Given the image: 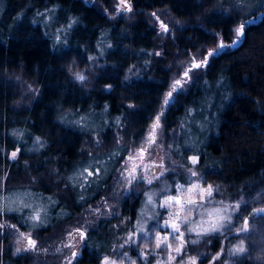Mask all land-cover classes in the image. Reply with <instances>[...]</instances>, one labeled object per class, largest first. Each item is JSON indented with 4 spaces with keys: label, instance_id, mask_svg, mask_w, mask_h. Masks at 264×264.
<instances>
[{
    "label": "trees",
    "instance_id": "1",
    "mask_svg": "<svg viewBox=\"0 0 264 264\" xmlns=\"http://www.w3.org/2000/svg\"><path fill=\"white\" fill-rule=\"evenodd\" d=\"M0 1L3 4L0 14V150H2L0 178L4 179L0 193L11 188L10 178L6 175V153L11 143L10 134L14 129H21L30 120L32 127H36L42 121L47 123L45 116L48 113L54 114L57 111L61 113L75 108H80L84 112L87 107L84 103L73 101V92L76 89L70 83L72 79L63 71L49 68L55 65L48 55L53 48L52 27H57L64 19L71 21L70 18H79V23L67 33L68 36L70 35L67 39L70 44L68 49L74 46L78 49L82 48L85 51H82V55L93 42V36L98 31L107 30L111 47L103 55V75L108 73L112 76L122 70L129 72L130 68L138 64L144 70L143 73L152 70L156 72V77L160 81V78H164L163 67L169 50L184 53L186 47L192 43L211 47L216 38L211 37L209 33L218 30L221 31L225 41L230 43L231 29L239 20L244 18L253 21L248 24L240 44L226 49L224 54L215 58L211 65L216 68L207 71L202 79H197L193 88L202 92V85L214 84L223 77L220 85L224 86L225 100L220 105L215 102L213 111L217 115L216 128L207 134L199 162L193 166L204 184L213 186V196L206 198L195 208L188 228L202 220H207V211L225 206L229 207L230 214L234 217L235 227L231 232L223 230L221 233L205 237L197 244L191 243L192 240L197 239L196 233L186 231L188 242L182 255L185 264L192 256L198 257V264L201 262L209 264L211 257L224 249L217 264H264V216H250L249 231L237 233L236 228L242 226V219H235L237 213L231 211V208L238 203L241 204L238 213L240 217L248 216L254 209L264 208V22H262L264 8L261 12L249 16L235 9L224 12V3H221V0H131L133 11L124 12L122 15L124 21H122L118 19L122 16L116 15L115 12L119 0H93L90 7H85L87 5L83 0H75V3H72L73 0ZM46 7H56L52 27L40 22L36 15ZM153 12L169 25L170 32L167 36H163L164 38L158 37L160 30L158 21L151 15ZM114 15L116 19L109 18ZM33 20L36 23H33ZM205 29L208 31L206 32ZM84 34H88L87 39L82 38ZM74 35H77V38H80V35L82 41L77 40ZM61 51L56 53L62 54ZM156 51L162 52V55L158 57L148 55ZM146 61L147 66H145ZM10 70L17 72L20 81L34 83L44 81L43 96L46 99L23 105L24 102L17 96V89L12 86L14 83L8 82ZM129 73L132 74V69ZM106 79L111 80L112 77L101 78L103 81ZM124 81L132 83L134 79L129 77ZM204 81L207 83L205 84ZM53 86L54 92L50 93L51 95L46 94V91H52ZM32 87L29 97L32 96V92L35 96V89ZM128 88L134 87L129 84ZM193 92L189 93V98L185 102L189 109L195 106L194 101L200 96ZM83 96L85 95L80 94V97ZM131 97L134 103L132 105L144 107L149 97L148 90L142 86L140 90L136 89ZM211 99H214L213 96ZM113 106L111 105L109 109V118L112 121L117 111L115 108H118ZM132 112L133 109L122 111L126 118V128L134 127L130 116ZM181 122L174 120L173 129L181 128ZM186 151L188 149L183 146L179 149L173 148V162L177 161L181 164L179 166L176 165L177 163L174 164L172 169L177 168L175 171L172 170V173L174 178L175 176L180 178L183 185L190 181L186 168L191 163L187 165L185 163ZM33 175H36V172H33ZM22 187L27 186L22 185ZM71 210L77 218L80 216L78 207L73 206ZM142 212L143 219H141ZM90 214L94 225L96 216L92 212ZM149 214L150 208L147 207L134 216V231L138 228L137 222L143 224L145 230L151 229ZM18 219L16 214L0 215V222L8 225L17 224ZM119 225L125 230L114 231L110 224L103 233L92 231L88 246L77 258L78 264H99V258L109 251L111 244L117 242V239L126 232L133 230L132 226L127 230L130 226L128 219ZM52 227L35 229L36 249L20 255L13 253L14 244L12 236L8 233L13 229L9 227L0 231V264H67L63 260L65 248L51 238L54 234ZM104 238L107 245H104ZM241 243L245 247L244 253L237 256L228 254V249ZM58 248L61 251L57 252ZM129 252L134 254L135 250L130 248ZM173 264H182V262L177 259Z\"/></svg>",
    "mask_w": 264,
    "mask_h": 264
},
{
    "label": "flooded vegetation",
    "instance_id": "2",
    "mask_svg": "<svg viewBox=\"0 0 264 264\" xmlns=\"http://www.w3.org/2000/svg\"><path fill=\"white\" fill-rule=\"evenodd\" d=\"M83 1L87 5L85 7H90L93 3H90L89 0ZM72 3H75V0H73ZM104 13H106V11ZM101 16L103 19V14ZM74 26L72 28H74ZM106 31L107 30L98 31L96 35L93 36V42L90 43L88 49H85L86 53L83 55L81 54L82 51H84L82 48L78 49L74 46V48L68 49L70 44L68 43L67 37L70 35L68 36V34H66L63 36L61 42L58 44H54L53 40V48L51 53L48 55L52 58L55 65L49 68L63 71L67 77L69 76V78L72 79L68 71V66L71 64H66L64 62H66V59H84L85 63H82L79 67L84 70L86 75L89 74V76L87 75L88 79L90 78V73L92 74L91 78L94 76L93 79L87 80L83 86L73 79L70 82L72 87L76 89L73 92V101L84 103L87 107L84 112H82L80 108H75L73 110H65L61 113L58 111L54 114L48 113L47 116L44 115L47 118V123L42 121L40 124H37L36 127L31 126V120L28 121V123L24 125L26 127L23 126L21 129H14L13 132L11 131V143L8 146L9 150L6 153V175L10 178L11 183V189H7L6 192L11 190L29 191V189H31L33 193L35 191L34 195L39 202L43 201L51 204V212L48 214V219L41 225V227L53 226L51 230L56 233L52 234L53 236L51 238L55 242L57 241V243H59L62 247H64L65 244L70 243L72 245L71 248H64L71 249V252L79 251L80 255L82 250L88 246V243L91 240V232L94 230L96 232L103 233L108 229V225L112 224L113 230L116 229V231L121 232L125 229L121 228L119 223L122 221L124 222L127 219L130 224L127 230L131 229V226L134 230V216H136L140 210H145L147 207L150 208L149 222L151 228L157 225L158 221L161 220L160 217L163 211L161 209V214H159V205L161 200L172 194L173 187L175 186L174 183L179 186L183 185L178 176H175V178L173 176L172 159L173 148L177 147V149H179V142L182 138H184L183 132L186 130H183L185 128L184 125L182 128L174 130V120L182 121L183 117L188 116L187 110L189 107L185 104V102H187L189 98V93H192L193 91V94L195 95H199V93H201L199 90H197L198 93L193 90L195 83L190 84L186 92L173 105L172 109L167 112L162 121L163 130L159 133L160 135L158 134V137L165 136L166 138L168 133H171V131L180 136L176 139L179 141L178 145L176 144L177 142L173 143L168 150L169 158L165 163L163 175H160L159 179L154 180L151 185H148L144 182V180L134 181L131 185H129L127 177L124 175L122 176L119 171L124 170L125 163L128 161L127 157L132 155L131 153L133 151H136L139 147L145 146L144 138L146 136L148 126L151 123L149 117L152 116L158 109V101L161 93L166 90V85L172 78L170 71L165 69L164 78H160L159 81L156 77V72L152 70L150 72L143 73L144 70L138 64L132 68L128 67V69H132V74L122 70L119 74L112 76L108 73L103 75V55L105 54L104 52L108 50L107 43H109V45L111 43L108 41L109 35L105 34ZM74 36L76 37L77 35ZM79 37L80 38L76 37V39H80L82 41L80 35ZM82 38L87 39L88 34H84ZM59 50H62L61 52L63 53H56ZM89 56H95L97 59L95 61H89L87 59ZM215 68L216 66L210 65L206 70L201 71L206 74L207 71ZM76 70L77 67L74 66L73 71L75 72ZM126 75L132 77L134 82H125L124 77ZM202 76L199 80L202 79ZM103 77H112V79L117 80L106 79V81H103L101 80ZM108 84H111L112 87L110 90H105V85ZM129 84L134 88H128ZM31 85L35 89V96L31 100V103H36L43 98L46 99L43 96L45 93L44 81L35 82ZM142 86L148 90L149 97L147 104H144V107L136 106L135 108H129V104H134L132 102L133 97H131V95L135 93L136 89L140 90ZM51 89L52 91H46V94L51 95L52 92H54V86L51 87ZM80 94L85 96L80 97ZM98 105L100 107L96 108L95 106L98 107ZM105 105H107V108H105ZM111 105L118 107L115 108L117 111L113 115L114 119L111 122V125L116 126V118L120 117L122 125L121 130L120 128L119 130L114 128L112 129L111 125H107V122L104 121L107 116H110L109 109ZM132 109L134 113H130V116L133 120L132 125L134 127L126 128V118L122 111H131ZM73 112H75V115L77 112H81L80 114L106 113V116L103 118V128L92 131L77 130L74 127L63 124V122L59 119V117L65 116V113L74 115ZM128 126L129 124H127V127ZM115 130H117L116 133ZM14 132L16 135H13ZM20 133V138L16 139L15 136ZM94 134H98L100 144L97 146L95 143L96 141H94V148L89 150L88 145L86 144L87 142L85 143V138L87 139V137H93ZM36 137H40L42 141L46 142L45 146L40 148L38 151L32 150L33 142ZM159 138L157 143L149 148L148 152L153 148H155V150L160 148V146L157 145L161 144V138ZM204 141L205 140H203V138L197 141V143L195 141L196 145L194 147L191 146V143L189 147L188 145L183 146L188 149L185 155L186 165L190 162L187 157L193 155V152L195 153L194 155L198 156L200 159L202 153L201 151H203L204 147ZM17 148L21 151L18 153L16 160L13 161L10 159V154ZM71 151L76 152L72 158H70ZM181 152L182 151H180V154ZM114 154L118 159L115 165H113L111 158ZM97 155H99L101 159L105 160L101 167V176L91 177L84 183V191H81L82 187L77 186L74 181L68 179V176H70L71 172L78 166L79 163L86 162L90 157H95ZM34 158H36L38 163L36 166L37 168L27 171L28 167L31 168L33 166ZM139 162L142 161L137 160V164ZM13 165H15V167H12ZM193 166L194 165L191 164V166L186 168L187 174L189 173V169ZM33 172H36V175H33ZM12 185L14 187H12ZM22 185L27 187L23 188ZM148 194H155L153 195V204L151 205L146 202ZM81 197H83V199H81ZM49 198H51V200ZM73 206L78 207V211L80 213L78 218L72 213L71 207ZM97 207L100 208L99 214L93 211ZM31 208L32 207L23 208V212L21 213H15L12 211L7 212L6 214H16L18 217H20L21 214L20 220L16 221L17 226L21 227L23 231V229L27 230L29 228L24 226V222L28 221L29 223L30 214L37 212L36 209H32V211H30ZM91 212L96 216L95 226L93 225V220L90 214ZM113 212L115 214H113ZM76 227H81L86 231V245L81 244L78 235L75 233L71 237L68 235V233L72 232ZM32 238L37 240L34 235H32ZM105 239L106 238H104V245H107L108 243ZM25 252L27 253V251ZM25 252H22L21 254H26ZM71 252L68 255L63 256V260L65 262L71 259Z\"/></svg>",
    "mask_w": 264,
    "mask_h": 264
},
{
    "label": "snow or ice",
    "instance_id": "3",
    "mask_svg": "<svg viewBox=\"0 0 264 264\" xmlns=\"http://www.w3.org/2000/svg\"><path fill=\"white\" fill-rule=\"evenodd\" d=\"M90 3L93 2V0H89ZM133 11V6L131 4V0H119V3L116 6L115 12L116 15L122 16L124 12L131 13ZM55 12V9H46L45 12H37L36 15L43 18L47 13ZM116 15L109 17L110 19H116ZM153 17L156 18L157 21H159V35L161 36H167L170 32L169 25L161 20H159V16L156 12L151 13ZM50 19L52 17H49ZM256 18H253L255 20ZM71 22L67 25V28L64 27L57 29V35L55 37V40L57 43H60L62 40L60 32L67 31L68 29H71L75 24L79 23V18H70ZM253 21L244 20L237 26L233 28L234 32V39L230 43H225L222 38H218V34L215 32L209 33V35L213 38H217V42L215 45L211 48H208L206 50L201 49L200 51L192 54V56L187 61V65L185 63L181 62L178 65V71L175 73V78L171 79L167 85L166 90L161 93V96L158 101V109L154 112L152 116L149 117L151 120V123L148 126V130L145 136V146L139 147L136 150V153L133 155H129L127 157V160L132 162L131 168H128L125 166L124 170L121 172V175H126L128 184L131 185L134 181L138 180H144L148 185H151L154 180L159 179L157 176H151V177H139L138 176V170L140 169V165L136 164V160L143 161L145 159L146 153H148L149 148L156 144L158 141V134L162 132L163 125L162 121L164 117L166 116L167 112L170 111L173 107V105L178 101V99L186 92L188 86L192 83H195L197 79H199L204 72L201 70H206L217 58L219 55L224 54L226 49L236 47L240 44L241 40L245 36V30L249 23H252ZM264 22V21H262ZM33 23H36L35 20H33ZM47 23V21H45ZM203 27V26H201ZM207 32L208 30L205 29ZM103 35V34H102ZM66 40V37H65ZM107 47H111V45H108ZM143 51V50H142ZM149 56H161L162 52L156 51L154 53H148ZM89 61H95L97 57L95 56H89L87 57ZM147 61L146 65L147 66ZM75 66V61L73 60L71 65L68 66L69 74L71 75L72 79L76 82H79L82 86L87 82L88 77L83 72H74L73 68ZM172 66H168V70L171 71ZM129 72H131V69H129ZM129 76H125L124 80H128ZM223 81V77L219 78L217 80V84H221ZM206 84L207 81H204ZM112 87L111 84L105 85V90H110ZM129 108L135 107V105L129 104ZM105 108H107V105H105ZM192 109H188L187 113H191ZM67 113H65V116L59 117V119L62 122L65 123H73L75 125H82L86 121V117H81L80 120L75 121H67ZM121 123L120 117L116 118V124L119 125ZM13 135H16L14 132ZM97 146H99L100 141L97 140L95 142ZM46 144L45 141H42L40 137H36L33 142V149L38 151L40 148L44 147ZM192 150V149H190ZM2 151V150H0ZM21 150L17 148L16 150H13L10 154V159L13 161L16 160L18 153ZM188 161L192 165H197L199 162V157L196 155H191L187 157ZM145 169L148 167L147 165L143 166ZM160 167H163V164L160 165ZM100 169H92L91 166L84 168L83 173L81 175L84 176V179L87 180L89 177H98L99 176ZM86 174V175H85ZM163 175V174H161ZM198 175L197 172L192 171L191 176L196 177ZM68 179H74L73 177H69ZM84 185H81L83 187ZM182 187V186H181ZM179 190V189H177ZM218 191V189H215ZM199 193V201H204L206 198H211L213 196L214 188L212 185H208L207 187H201L199 183H193L191 186L187 189L186 195H168L161 203L160 207L170 209L173 204H175L176 211L175 212H169L168 213V219L164 220V226L167 228H171L172 232L171 234L161 235L159 232L155 236V249H163L167 247L168 249V256L167 261H157V264H173L174 261L177 259H180L182 264H185L183 261V253L185 251V246L187 244V239L185 236V233L181 231L182 225H184L187 228V225L191 223L189 217L191 216V211L188 210L186 215H182L183 212L186 211L185 206H192L196 205L198 203V200L195 198V194ZM153 195L155 194H148L147 195V204L151 205L153 204ZM51 200V198H49ZM83 199V197H81ZM54 203V201H53ZM20 207H31V205L28 204H22ZM241 208V204H237L234 207L231 208L232 212H236L237 216L235 219H242V226L236 228L237 233H247L249 231V217L255 216L258 214H264V208H258L254 209L251 213H249L248 216H239V209ZM18 208H12L8 206V204H2L0 203V215L5 214L6 212L10 211H19ZM97 214L100 213V208L97 207L93 210ZM113 214H115L113 212ZM41 213L37 212L34 213L29 217L31 220V224L28 223V221L24 222L25 227H31L33 229L40 227L43 223H45V220L41 219ZM207 220H202L195 224L193 227L187 228V231L189 233H196L197 239L192 240V244H197L200 242V240L204 239L205 237H210L213 234L221 233L223 230L231 232L232 228L235 227V224L233 223L234 217L230 214V210L228 206L225 207H217L213 208L209 211H207ZM143 212L141 213V219H143ZM130 219V218H129ZM11 227L14 231L16 230V225H8L7 223H0V231ZM137 231L139 233L145 232V227L143 224H139L138 222V228ZM150 231V230H149ZM78 235L79 241L82 245H86L87 243V233L84 229L81 227H76L73 229L72 232H69L68 235L71 237L73 234ZM136 235V232L134 231L132 234L129 235V238L125 243H132L135 244L136 240L133 238ZM170 235L172 238L179 241V243L176 246H173L172 244L168 243L170 239ZM20 236L26 239L27 244L24 249L17 248L16 252L19 253L21 251H33L37 247V240L33 239L31 235H26L25 233L21 232ZM64 247L71 248L72 245L65 244ZM123 247V245H121ZM148 248V245H145V249ZM46 251V250H45ZM57 252L61 251V249H56ZM228 254L231 256H237L239 254H242L245 252V247L243 243L235 246L234 248L228 249ZM224 252V249H221L216 253V255L211 257V260L209 261V264H217V262L221 259V256ZM172 253H176V255H173ZM151 253L149 252H143L142 258H146ZM80 255L79 251H72L71 252V259L67 261V264H78V256ZM122 256H127V253H121ZM101 264H117L116 260L111 259L108 256H104L101 260ZM131 264H137L136 261H132ZM186 264H198V257L192 256L189 257ZM202 264V262H201Z\"/></svg>",
    "mask_w": 264,
    "mask_h": 264
},
{
    "label": "rangeland",
    "instance_id": "4",
    "mask_svg": "<svg viewBox=\"0 0 264 264\" xmlns=\"http://www.w3.org/2000/svg\"><path fill=\"white\" fill-rule=\"evenodd\" d=\"M221 3H224L223 9L224 12H229L231 9H235L238 12L241 11L243 15H252L253 13L257 12H261L264 8V0H221ZM117 6V5H116ZM46 9H55V12H49L47 13L43 18L38 16V20L42 23H45V21H47V23L52 27V21H55V15H56V7H46L43 8V10H40L39 12H45ZM3 10V4L0 1V14ZM226 10V11H225ZM253 16V15H252ZM49 17H52L51 19ZM119 20L124 21V16L118 18ZM159 20H161V18H159ZM245 19L242 18L241 20L238 21L237 24H235L231 30H233V28L235 26H237L238 24H240L242 21H244ZM162 21V20H161ZM71 21H68L66 19H64L63 21L60 22V24L54 28L52 27V31H53V35H54V44H58L55 40L57 33V29H60L62 27H64L65 29L67 28V25L70 23ZM166 23V22H165ZM158 25H159V21H158ZM70 29H68L67 31L64 32H60L59 34L61 35V37L65 36ZM160 30V29H159ZM215 33L218 34V38H222L223 41L225 43H227L225 41V38L223 37L222 33L220 30L216 31ZM107 35L108 31H106ZM105 37V36H104ZM159 38H162L163 36L158 34ZM164 38V37H163ZM234 39V32L232 31V40ZM231 40V41H232ZM104 41V40H103ZM105 42V41H104ZM217 42V38L215 39V43ZM214 43V45H215ZM109 45V43H107V46ZM213 45V46H214ZM211 46V47H213ZM210 46L208 47H203L201 43H192L190 46L186 47V50L183 52H174L169 50L166 56V62L165 65L163 67V69H167L168 70V66L171 65V78H175V73L178 71V65L183 62L185 63V65H187V61L189 60V58L192 56V54L200 51L201 49L206 50L208 48H211ZM110 48V47H108ZM75 61V66L77 67V70L75 72H84L83 69H81L79 66L83 63H85L84 59H73ZM72 59H66V64H71ZM11 72H9V81L8 82H13L14 84H12V86L14 88L17 89V96L18 98H21V101L24 102L22 103L23 105H29V103L31 102V100L34 98V92H32V96L29 97V93H31V84H34V82H30V81H20V77L17 74V72L10 70ZM89 76V74H87ZM91 73H90V78L89 79H93L94 76L91 78ZM87 76V77H88ZM88 79V80H89ZM25 80V79H24ZM33 88V87H32ZM202 92L199 93V97L197 100L194 101L195 106L191 107L190 109H192L191 113H188V116L183 117L182 118V122H181V128L184 125V129L186 130L183 132V136L184 138H182V140L179 142L176 139H178L180 136L177 133H173L171 131V133H168V135L166 136H159L161 138V144H157L160 146V148H157L155 150V148L151 149L147 154L145 159L142 162H139L140 165V169L138 170V176L139 177H151V176H157L160 177L161 174L164 173V168H165V163L168 161V150L170 149V146H172L173 143H176L178 145L179 142V147L182 146H190V143L192 144L191 146H195L197 141H199L200 139L203 138V140H205L207 138V134L210 133L212 130H214V128H216L215 123L217 120V115L214 113L213 111V107H215V102H218V105H220V103H222L225 100L224 97V86L222 87L220 84H217V81L214 84L211 85H202L201 87ZM213 96L214 99H211ZM193 103V101H191ZM193 103V104H194ZM217 105V104H216ZM78 110V109H77ZM75 112H73L74 114ZM81 112H77V114L75 115H70L68 114L66 117L67 121H75V120H80L81 117H86V121L82 124V125H75L73 123H65L63 122V124L65 125H69L70 127H74L77 130H87V131H92V130H99L100 128L102 129V123H103V118L106 116V113H82ZM102 117V118H101ZM185 122H184V120ZM104 121L107 122L108 124H111L110 122L112 121L111 118H109V116H107V118L104 119ZM111 128L113 129H118L120 128V130L122 129V125L121 123L119 125H111ZM117 130H115L116 133ZM20 132V131H19ZM170 134V136H169ZM20 134H18L16 137H19ZM160 135V134H159ZM158 137V138H159ZM202 137V138H201ZM116 138V137H115ZM159 138V139H160ZM85 143L88 145L89 150H91V148H94V141L99 140L98 134H94L93 137H87V139L85 138ZM196 141V143H195ZM110 142V141H109ZM195 143V144H194ZM204 145V144H203ZM186 148V147H184ZM136 151H133L131 154H135ZM154 152V153H153ZM74 153L76 154L75 151H71V155L70 158H72V156L74 155ZM193 155L195 154L194 152L192 153ZM112 161H113V165L116 164L117 162V156L114 154L111 156ZM174 160L172 159V168L173 165L176 164L177 166H179L181 163L179 162H173ZM105 162L104 159H101L99 155L95 156V157H90L86 162H82L79 163L78 166L71 172L70 176L73 177L74 179L71 181H74V183L81 187V185H84L81 188V191H84L85 189V182L88 181L91 177H89L87 180L84 179V176L81 175V173H83V169L90 167L92 169H96L99 168L100 172H99V176H101V167L103 165V163ZM109 163H110V159H109ZM135 163L137 164V160L135 161ZM163 164V167H160V165ZM38 165L36 158H34L33 161V166L31 168H27V171H31L35 168H37L36 166ZM147 165L148 167L145 169L143 166ZM125 166H127L128 168H131L132 166V162L127 161L125 163ZM191 166V164H190ZM177 168V167H176ZM172 169V170H176ZM192 168V169H191ZM189 169V175H190V181L187 184L184 185H176L174 183V187H173V191L171 195H186L187 194V189L191 186V184L193 183H199L201 185V187H207L208 185H205L203 180L201 178H199V175H197L196 177H192L191 176V172L195 171L193 168L191 167ZM26 171V172H27ZM122 171L120 170L119 173H121ZM108 173V172H107ZM86 175V174H85ZM68 176V175H67ZM68 176V177H70ZM126 176V175H124ZM3 177L0 178V187L2 185L3 182ZM4 183V182H3ZM11 189V188H10ZM179 189V190H177ZM35 193V191H34ZM33 191L31 189L28 190H11V191H7L5 192L4 190L1 191L0 193V203L2 204H8V206L12 207V208H18L19 207V211H13L15 213H21L23 212V208L25 207H20L22 204H28L31 205V209L30 211H32V209H36L37 212L41 213V219L45 220V222L48 219V214L51 212V207L49 203L40 201L38 199H36V196L34 195ZM195 198L198 200V203L196 205H192V206H188L186 205V211L182 213V215H186L187 211L190 210L191 213L193 214L195 208L197 206H199L202 202L204 201H199V193L197 192L195 194ZM165 198H163L161 200V202L164 200ZM146 202H147V198H146ZM160 202V203H161ZM176 205L173 204V206L170 209H165V208H161L159 210V214H161V209L162 211V215L160 217V221H158L157 225L153 226V228L149 230H145L144 233H139L137 230H135L136 235L133 237L136 240L135 244L132 243H125V241L128 240L129 235L132 234L134 232V230H132V232H126L124 235L120 236L117 239V242H113L111 244V248L109 249L108 252L103 253V255L99 258V264H101V260L103 259L104 256H108L113 260H116L117 264H131L132 261H136L137 264H157V261H167V256H168V249L167 247L163 248V249H155V236L156 234L159 232L161 235H166V234H171L172 230L171 228H167L164 226V220L168 219V213L169 212H175L176 211ZM12 212V211H10ZM35 212V213H37ZM7 213V212H6ZM191 214V216H192ZM30 215H33L30 214ZM189 217L190 221L192 219V217ZM21 217V214H20ZM20 217H18L20 220ZM22 221V219H21ZM138 221V220H137ZM1 223V222H0ZM31 220L29 219V224H31ZM138 223V222H137ZM16 225V230H11L9 231V235L12 236V241H13V253L15 255H20L22 252L25 251H21L19 253L16 252V249L19 247L21 249H24L26 247L27 241L26 239H24L23 237L20 236V233L23 232L26 235H35L34 230L38 229V228H31L29 227L27 230L17 226ZM189 225V224H188ZM187 225V228H188ZM42 228V227H41ZM187 228L182 225L181 227V231L182 232H186ZM114 231H116V229H114ZM118 232V231H117ZM147 232H149V234H146ZM56 233V232H53ZM151 236V237H150ZM6 237V235H5ZM168 243L172 244L173 246H176L179 241L172 238L170 235V239L168 241ZM148 245V248L145 249V245ZM121 245H123V247H121ZM133 248L135 250L134 254H130L129 249ZM71 252V249H65V252L63 254V256L68 255ZM143 252H149L151 253L150 255H148L146 258H142V253ZM26 253V252H25ZM121 253H127V256H122ZM174 254V253H172Z\"/></svg>",
    "mask_w": 264,
    "mask_h": 264
},
{
    "label": "water",
    "instance_id": "5",
    "mask_svg": "<svg viewBox=\"0 0 264 264\" xmlns=\"http://www.w3.org/2000/svg\"><path fill=\"white\" fill-rule=\"evenodd\" d=\"M259 215H262V216H264V214H258V215H255V217H257V216H259Z\"/></svg>",
    "mask_w": 264,
    "mask_h": 264
},
{
    "label": "clouds",
    "instance_id": "6",
    "mask_svg": "<svg viewBox=\"0 0 264 264\" xmlns=\"http://www.w3.org/2000/svg\"><path fill=\"white\" fill-rule=\"evenodd\" d=\"M147 178V177H146ZM145 247V246H144Z\"/></svg>",
    "mask_w": 264,
    "mask_h": 264
}]
</instances>
